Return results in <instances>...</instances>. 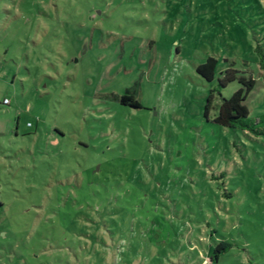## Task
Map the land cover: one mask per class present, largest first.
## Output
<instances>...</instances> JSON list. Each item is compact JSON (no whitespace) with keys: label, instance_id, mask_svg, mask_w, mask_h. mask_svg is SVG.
<instances>
[{"label":"rangeland","instance_id":"1","mask_svg":"<svg viewBox=\"0 0 264 264\" xmlns=\"http://www.w3.org/2000/svg\"><path fill=\"white\" fill-rule=\"evenodd\" d=\"M256 47L264 0H0V264H264V135L197 72L257 120Z\"/></svg>","mask_w":264,"mask_h":264},{"label":"trees","instance_id":"2","mask_svg":"<svg viewBox=\"0 0 264 264\" xmlns=\"http://www.w3.org/2000/svg\"><path fill=\"white\" fill-rule=\"evenodd\" d=\"M256 53L261 61V66L264 69V52L261 47H256ZM220 59L214 56H209L205 63L197 68V72L208 82L218 80L221 87L228 86L229 83L238 81L242 85L230 98H224L221 104L217 107L214 104V96L211 94L205 106V116H209L213 110H217L218 114L214 118V122L223 127L231 129H239L245 132H250L255 135H264V114L257 120L250 117V109L245 104L250 93L257 85L254 78L238 77L239 71L229 67L225 70L223 78L218 76V67ZM124 105H131L135 108H141V103L132 95H124L121 98ZM232 244L222 241L217 244L210 257L213 264L219 260L220 254L226 253Z\"/></svg>","mask_w":264,"mask_h":264},{"label":"built area","instance_id":"3","mask_svg":"<svg viewBox=\"0 0 264 264\" xmlns=\"http://www.w3.org/2000/svg\"><path fill=\"white\" fill-rule=\"evenodd\" d=\"M5 104H9L10 102L8 100H5ZM205 264H213L212 260L209 259Z\"/></svg>","mask_w":264,"mask_h":264},{"label":"crops","instance_id":"4","mask_svg":"<svg viewBox=\"0 0 264 264\" xmlns=\"http://www.w3.org/2000/svg\"><path fill=\"white\" fill-rule=\"evenodd\" d=\"M10 104H11V102H10L9 104H5V105L7 106V105H10ZM13 119H14V118H13Z\"/></svg>","mask_w":264,"mask_h":264}]
</instances>
